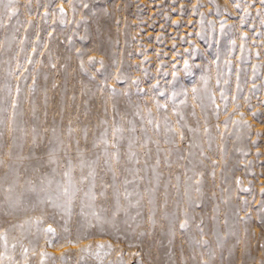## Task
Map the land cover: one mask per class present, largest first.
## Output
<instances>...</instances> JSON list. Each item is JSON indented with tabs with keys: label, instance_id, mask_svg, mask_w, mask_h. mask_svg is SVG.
<instances>
[{
	"label": "rangeland",
	"instance_id": "374dc122",
	"mask_svg": "<svg viewBox=\"0 0 264 264\" xmlns=\"http://www.w3.org/2000/svg\"><path fill=\"white\" fill-rule=\"evenodd\" d=\"M0 264H264L260 0H0Z\"/></svg>",
	"mask_w": 264,
	"mask_h": 264
},
{
	"label": "snow or ice",
	"instance_id": "6c2138e0",
	"mask_svg": "<svg viewBox=\"0 0 264 264\" xmlns=\"http://www.w3.org/2000/svg\"><path fill=\"white\" fill-rule=\"evenodd\" d=\"M8 2H9V6H10V5L12 4L13 0H8ZM260 3H261L262 5H264V0H260ZM236 7L239 8L240 5L237 4ZM61 11H63L62 8H61ZM242 21H243V18H242ZM192 51H195V49H193ZM90 63H91V61H90ZM187 63H188V62L185 61V65H186V66H187ZM173 75L175 76V73H173ZM141 91H142V90H141ZM193 91H195V89H193ZM161 95H163V93H161ZM105 143H107V142L105 141ZM113 147H115V145H113ZM106 162H107V161H106ZM66 175H67V173H66ZM68 192H69V188H68L67 186L63 187L62 194L67 195ZM57 194H58V195L61 194L60 186H58V188H57ZM186 226H187V221L181 222L180 225H179V227H180L181 229L186 228ZM46 231L49 232V233H53V234H54V230H53L51 227H49ZM54 241H55V237L53 238V241H51V242H54ZM200 243H205V244H206L207 242H206V241H200Z\"/></svg>",
	"mask_w": 264,
	"mask_h": 264
}]
</instances>
